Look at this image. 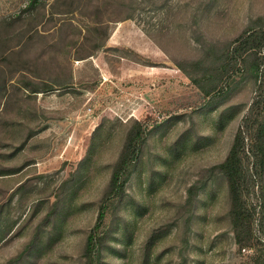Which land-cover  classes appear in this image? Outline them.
<instances>
[{"label": "rangeland", "instance_id": "obj_1", "mask_svg": "<svg viewBox=\"0 0 264 264\" xmlns=\"http://www.w3.org/2000/svg\"><path fill=\"white\" fill-rule=\"evenodd\" d=\"M263 14L264 0H0L16 63L0 90V264H264V163L242 194L243 244L213 168L263 114L264 66L247 55L209 95L178 67ZM34 74L55 88L31 91ZM129 127L138 158L88 249Z\"/></svg>", "mask_w": 264, "mask_h": 264}, {"label": "trees", "instance_id": "obj_2", "mask_svg": "<svg viewBox=\"0 0 264 264\" xmlns=\"http://www.w3.org/2000/svg\"><path fill=\"white\" fill-rule=\"evenodd\" d=\"M11 47L5 44L0 53V90L2 94L7 93L9 87L13 85L11 79L16 63L11 65L9 59L12 53ZM262 48H264V14L252 19L239 34L227 42L220 45L210 44L201 57L189 61L191 70L183 64H178V67L197 84L204 94L209 95L216 89L219 81L232 67L247 55L254 54L256 65L257 63L258 65L262 63L264 66V62L261 60L264 56L258 54ZM34 75L39 77V75ZM26 78L28 79V88L31 91L55 88L50 80L43 79L40 82V77L35 79L26 76ZM56 84L61 85L58 82ZM262 107L263 114L261 117L252 120L250 116L245 115L236 129L226 156L213 166L227 181L230 224L236 241L240 244L249 243L252 237L251 221L253 215L251 209L246 206L242 194L244 189L258 175L256 167L262 168L264 163V100ZM246 133L249 135L248 141L245 138ZM142 141L143 137L139 127L135 129L129 127L127 129L118 155L112 164L109 180L103 190L95 224L86 238L88 249H100L101 251V248L97 246L96 233L94 231L103 221L109 197H119L123 194L125 182L129 178L132 167L138 158ZM245 147L253 156L255 171L243 165L241 153L245 150Z\"/></svg>", "mask_w": 264, "mask_h": 264}]
</instances>
